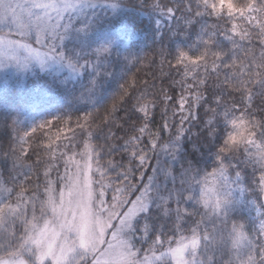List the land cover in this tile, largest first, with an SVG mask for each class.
<instances>
[{"label": "snow or ice", "instance_id": "1", "mask_svg": "<svg viewBox=\"0 0 264 264\" xmlns=\"http://www.w3.org/2000/svg\"><path fill=\"white\" fill-rule=\"evenodd\" d=\"M137 3L141 11L176 18L184 29L202 16L219 19L213 16L211 0H186L183 8L172 0ZM128 7L127 0H57L46 40L37 42L46 51L25 43V33L4 28L0 67L15 63L26 70L36 60L44 69L54 61L77 77L79 99L91 103L117 75V63L134 65L138 60L131 53L121 56L99 37L91 40L94 14L102 8L118 15ZM27 34L35 41L34 33ZM230 42L227 30L210 26L198 39L203 51H179L173 57L180 79H172L158 93L124 80L111 108L99 117L121 186L119 215L98 248L82 249L70 237L63 264H264V106L255 103L257 96L264 97V83L260 91L245 90L228 103L225 91L209 86L207 76L199 71L201 65L207 66L209 56L219 59L225 54ZM198 56L200 64L193 63ZM83 113L75 125L85 130L89 140L97 141L96 131L89 130L96 113ZM71 119V114L57 116L23 135L17 132L16 140L0 149V179L19 184V175L12 173L31 160L33 135L49 136L53 126L67 125ZM11 126L16 130L17 123L12 121ZM8 135L11 138V131ZM32 151L38 159L39 152ZM0 231L9 233L0 239V251L6 253L0 264H22V257L26 264H40L43 256L37 257L23 236L9 232L8 225Z\"/></svg>", "mask_w": 264, "mask_h": 264}, {"label": "trees", "instance_id": "2", "mask_svg": "<svg viewBox=\"0 0 264 264\" xmlns=\"http://www.w3.org/2000/svg\"><path fill=\"white\" fill-rule=\"evenodd\" d=\"M185 2L186 0H172V3L179 4L181 8ZM127 3L129 7L117 19L118 23L125 26L123 33L126 40L114 50L121 56L131 53L138 60L134 65L117 63V75L106 85V90L91 103L79 99L81 92L78 82L61 86L55 83V79L45 75L31 76L27 87L10 84L0 92V149L6 150L8 144L16 140L17 132L23 135L24 131L45 120L72 115L69 124L57 123L51 128V139L49 136L41 138L39 132L33 135L32 148L29 150L31 160L24 162L23 170L17 168L12 173L13 176L19 175V184H6L0 179L12 191L10 200L21 195L30 200V208L27 209L29 212L25 211L23 214L37 216L43 211L46 191L51 182L54 181L55 187L60 188L70 155L82 154L87 148L93 151L103 179L112 189L119 191L121 186L116 182L117 173L112 170L114 158L109 154L108 145L100 132L103 125L99 117L105 115L106 108H111L124 80L129 83L135 81L138 89L147 85L149 91L157 93L162 86L167 88L172 79L179 80L173 57L179 51L189 54L203 51L198 39L210 26L219 25L221 30H227L232 42L219 59L209 56L207 66H200L199 71L207 76L209 86L218 85L228 96L227 102L232 103L245 90L260 91V85L264 83V0H260L259 4L256 0H211L213 16L218 15L219 19L202 16L188 29L178 27L182 22L176 18L162 17L147 9L141 11L137 0H127ZM192 6L196 5L193 3ZM223 44L228 42L223 41ZM162 49L164 55H161ZM169 61L173 62L170 64ZM193 63L200 64L199 56ZM84 82H87L86 79ZM153 84L155 89L150 87ZM175 95H179V89H176ZM255 103L264 106V97L257 96ZM85 111L96 113L95 124L89 130L96 131L99 137L97 141L89 140L85 130L75 125L76 117L83 116ZM117 114L122 115V111ZM12 121L17 123L16 130L12 129ZM10 131L11 138L8 135ZM49 143L51 147L46 149L44 145ZM32 149L39 152L38 159ZM118 159L119 157H115V160ZM7 167L11 169V163ZM28 168L31 171L25 176L23 172ZM0 171H3V164H0ZM7 175L8 172L4 171V176ZM27 223L19 224L21 226L18 225V230L26 227ZM12 227H9V232ZM19 231L16 230V233L20 234ZM7 235L9 233L3 238Z\"/></svg>", "mask_w": 264, "mask_h": 264}, {"label": "rangeland", "instance_id": "3", "mask_svg": "<svg viewBox=\"0 0 264 264\" xmlns=\"http://www.w3.org/2000/svg\"><path fill=\"white\" fill-rule=\"evenodd\" d=\"M57 0H0V37L6 35L4 28L25 33L24 42L46 51L37 43L46 40L49 17L54 16ZM124 13L113 15L110 11L97 8L95 25L91 34L93 41L119 47L125 42V26L117 19ZM115 22H117L115 24ZM35 34V41L32 36ZM34 75H45L55 79L57 85L66 86L77 81L65 66L50 61L41 69L33 60L28 69H21L15 63L0 67V92L10 84L27 87L28 79ZM89 148L82 154L74 153L68 159L66 172L62 176L60 188L55 182L46 191L43 211L37 216L23 214L30 208V200L21 195L10 200L12 191L0 180V229L13 226L11 231H19L18 225L28 222L20 230L28 247L36 250L37 257L43 256L40 264L52 260L53 264H63L64 252L69 246V238L75 237L82 249L100 247L107 230L119 215L122 199L120 192L112 189L103 179V174ZM30 217V220H27ZM21 225H19L20 227ZM0 231V239H4ZM6 253L0 251V256ZM22 264H26L21 258Z\"/></svg>", "mask_w": 264, "mask_h": 264}]
</instances>
